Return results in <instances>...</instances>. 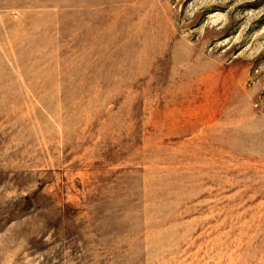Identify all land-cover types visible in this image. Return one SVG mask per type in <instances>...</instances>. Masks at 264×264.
<instances>
[{"label": "rangeland", "instance_id": "obj_1", "mask_svg": "<svg viewBox=\"0 0 264 264\" xmlns=\"http://www.w3.org/2000/svg\"><path fill=\"white\" fill-rule=\"evenodd\" d=\"M0 264H264V0H0Z\"/></svg>", "mask_w": 264, "mask_h": 264}]
</instances>
